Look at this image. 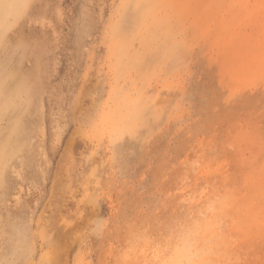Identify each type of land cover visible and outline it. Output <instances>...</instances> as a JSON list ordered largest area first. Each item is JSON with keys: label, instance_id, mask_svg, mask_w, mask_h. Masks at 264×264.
Returning <instances> with one entry per match:
<instances>
[{"label": "rangeland", "instance_id": "obj_1", "mask_svg": "<svg viewBox=\"0 0 264 264\" xmlns=\"http://www.w3.org/2000/svg\"><path fill=\"white\" fill-rule=\"evenodd\" d=\"M220 261L264 264V0H0V264Z\"/></svg>", "mask_w": 264, "mask_h": 264}, {"label": "bare ground", "instance_id": "obj_2", "mask_svg": "<svg viewBox=\"0 0 264 264\" xmlns=\"http://www.w3.org/2000/svg\"><path fill=\"white\" fill-rule=\"evenodd\" d=\"M228 209H229V208H228ZM228 209H227V211H229ZM206 214H207V213H206ZM218 222H219V221H218ZM220 224H221V223H220ZM220 228H221V227H219V229H220ZM219 231H220V230H219ZM240 236H241V235H240ZM248 237H249V236H248ZM232 238H233V237H232ZM249 238H250V237H249ZM249 238H247V239H249ZM251 238H252V237H251ZM209 241H210V240H209ZM245 241H246V240H245ZM245 241H243V242H245ZM236 242H237V241H236ZM238 242H239V241H238ZM250 242H251V241H250ZM208 243H209V242H208ZM210 243H211V242H210ZM239 243H240V242H239ZM246 243H247V241H246ZM252 243H253V242H252ZM252 243H251V244H252ZM255 243H257V241H256ZM255 245H256V244H255ZM258 245H259V243H258ZM258 245H256V246H258ZM233 246H236V245L233 244ZM241 246H242V245H241ZM243 246H244V245H243ZM256 246H255V247H256ZM203 250H204V249H203ZM247 253H248V252H247ZM234 255H235V254H234ZM238 258H239V257H238ZM255 258H256V256H255ZM215 259H217V258H215ZM239 259H240V258H239ZM210 260H212V258H210ZM217 260H219V259H217ZM258 260H259V259H258ZM221 261H222V260H221ZM221 261H220V262H221ZM223 261H225V260H223ZM239 261H240V260H239ZM239 261H238V262H239ZM245 261H247V260H245ZM245 261H244V263H246ZM249 261H250V260H249ZM256 261H257V260H256ZM232 262H233V261H232ZM234 262H235V261H234ZM240 262H241V261H240ZM257 262H258V261H257ZM221 263H222V262H221ZM224 263H225V262H224ZM227 263H228V262H227ZM235 263H236V262H235ZM242 263H243V262H242ZM213 264H214V263H213ZM222 264H223V263H222Z\"/></svg>", "mask_w": 264, "mask_h": 264}]
</instances>
